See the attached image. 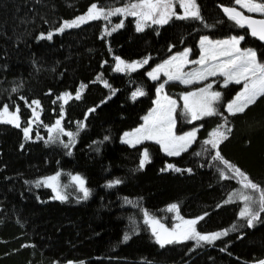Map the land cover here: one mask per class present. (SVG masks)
Listing matches in <instances>:
<instances>
[{
	"label": "trees",
	"instance_id": "obj_1",
	"mask_svg": "<svg viewBox=\"0 0 264 264\" xmlns=\"http://www.w3.org/2000/svg\"><path fill=\"white\" fill-rule=\"evenodd\" d=\"M129 2L0 0V111L7 105L10 112L18 109L20 117L19 128L0 123V264H256L264 260V212L253 227L247 226L239 215L243 203L235 197L229 202L240 183L222 178L226 169L212 158L217 149L204 144L221 125V131L230 128L218 151L264 187V97L243 113L230 115L226 106L243 84L221 87L216 82L214 88L221 93L215 104L217 115L191 123L181 105L177 132L198 128V134L192 147L177 157L164 155L152 143L137 147L121 143L122 135L140 126L154 106L163 83L148 77L154 66L188 48L197 59L202 37L243 36L242 48L255 50L260 59H264V41L252 36L247 26L228 19L223 8L234 7L235 0H197L201 20L173 17L141 32L136 30V17L121 15L58 31L65 22L86 15L92 4L111 10ZM50 32L51 40L39 38ZM117 57L125 63L145 59L150 63L133 73H120L115 71ZM138 90L145 94L133 100ZM187 91L176 83L167 86L168 94L179 100ZM66 93L65 103L60 97ZM33 101H39V107ZM58 119L65 131L76 134L74 143L64 135L49 140L48 128ZM26 127L28 139L22 131ZM145 149L151 161L141 169ZM169 164L181 171L167 169ZM57 173L68 197L63 202L54 199L49 188L36 186ZM77 175L86 181L87 199L72 182ZM117 180L120 183L108 187ZM172 204H177L183 219L198 220L199 233L227 230V235L200 246L188 240L161 247L144 223V214L173 228L175 212L167 211Z\"/></svg>",
	"mask_w": 264,
	"mask_h": 264
},
{
	"label": "snow or ice",
	"instance_id": "obj_2",
	"mask_svg": "<svg viewBox=\"0 0 264 264\" xmlns=\"http://www.w3.org/2000/svg\"><path fill=\"white\" fill-rule=\"evenodd\" d=\"M175 2L179 3L180 8L183 9V15H177L175 11ZM130 0L128 4L123 7H116L114 9L105 11L103 8H98L96 4H92L86 15H82L72 20L71 22H65L59 29V32H63L66 28L79 27L83 23H87L90 20L104 19L108 20L109 17L114 15L121 16H133L137 17L136 30L143 31L145 25L148 22L156 25H164L169 22L170 19L175 17L176 19H197L201 20L199 9L196 4V0ZM235 4L241 9L246 10L249 13H259L264 16V0H235ZM224 13L229 20L234 21L240 27L249 28L251 35L264 41V18L253 19L251 16L244 15L243 12L238 11L234 7H224ZM123 24L116 25L112 28V31H116L117 28L122 27ZM110 35V32L106 33ZM53 34L50 32L47 36L41 34L40 39H52ZM244 39L243 36L232 37L227 40L212 41L208 37H204L200 41L202 55L198 61H193L201 65V68L192 72L184 73V66L189 63L187 60L188 52L185 51L178 57H173L165 64L160 65L148 75L153 79H159V74L163 72L168 77L169 81H179L180 83L190 84L194 82H200L207 80L210 76H221L224 78V86L227 87L229 83L243 84V90L236 96L235 100L227 104L226 111L230 115H236L237 113H243L249 106L256 103L257 99L264 97V63L258 62L256 52L253 49H241L240 42ZM148 60L145 59L142 62L125 63V61L117 57V64L115 71L120 72L125 69L129 71H135L137 67L142 64H147ZM107 87V84L105 85ZM83 87V86H82ZM212 85L209 83L207 86L200 88L198 91L189 92L183 95L184 100V114L191 117V120L202 119L205 116L217 115L216 109L213 104L220 100L221 93L218 91H211ZM15 92L16 89H13ZM163 92V84L157 89L158 99L156 100L157 107L144 117V125L137 128L131 133H125L123 143L129 144L135 147L136 144L142 143L145 140H152L159 144L161 149L168 156H179L182 152L188 150L192 142L195 140L196 132L192 131L185 135L177 136L174 132L176 120L175 110L176 101L168 98L167 96L161 97L159 94ZM145 93L142 90H138L132 94V99L135 100L137 96H143ZM69 98V94H64L60 99L65 100ZM76 99L80 98L78 92ZM163 101V102H162ZM33 103L39 107V101H33ZM95 109H92L94 111ZM19 110L10 112L7 105L3 106L0 111V123L11 124L14 127H20ZM62 114V113H61ZM35 119H39L38 115L33 110ZM225 123L227 121L225 120ZM83 123L79 127L83 128ZM224 125L213 131L210 135L211 138L204 141L205 145H210L211 149H217L215 155L212 157L214 160L219 161L227 172L232 173L229 177L224 171H221L223 179H235L238 178L242 191L233 193L229 197V202L233 200V197L239 196V199L243 201L244 207L240 211V218L247 221L248 227H253L254 222L260 220V214L264 212V187L254 183L249 177L241 171L240 168L234 166L227 160H225L218 151L220 143L228 139V134L231 129L221 131ZM24 136L29 138L30 128H23ZM49 133H56V136L49 137L50 141H55L60 135L68 136L70 142L74 143L75 135L72 132L65 131L61 127V121L58 119L54 127L48 128ZM107 139V137H105ZM63 143V141H60ZM65 148L69 147V144H64ZM209 151V149H205ZM70 154V153H69ZM200 155V153H197ZM149 162V153L145 149L143 151V158L140 160V168L142 169L146 163ZM167 169L179 172L181 169L175 168L172 164L167 166ZM187 171H191L188 169ZM72 182L77 185L80 192L83 193V199H87L90 195L89 190L85 187V181L80 176H72ZM59 173L55 176L47 177L44 180L37 181L36 186L41 185L52 188L55 193L54 199L61 202L67 199V196L60 192L59 185ZM120 183L119 180L110 183L108 187H113L114 184ZM168 212H175L176 218L180 220V223L176 224L173 228H166L159 220L151 217L145 212L144 223L148 225L153 236H155L156 243L161 247L167 244L182 243L188 240L196 242L197 246L203 243H213L221 236L227 235V230L223 232H216L210 235L201 234L196 229L198 220L191 219L185 220L179 216V209L177 204H172L167 209ZM203 219V217H200ZM235 228V226H233ZM125 240L129 239L127 235ZM258 264H264V260L258 262Z\"/></svg>",
	"mask_w": 264,
	"mask_h": 264
},
{
	"label": "rangeland",
	"instance_id": "obj_3",
	"mask_svg": "<svg viewBox=\"0 0 264 264\" xmlns=\"http://www.w3.org/2000/svg\"><path fill=\"white\" fill-rule=\"evenodd\" d=\"M174 2H175V0H174ZM196 4H197V0H196ZM197 7H198V9H199L198 4H197ZM234 8H236L238 11L243 12L244 15L251 16V17L256 16V17H259L260 19H261V18H264V16H261L259 13H249V12H247L246 10L241 9V8H240L238 5H236V4H235ZM179 10H180V11H179ZM105 11H108V10H105ZM175 11H176V14H177V15H183V9L180 8L178 2H175ZM199 13H200V10H199ZM114 16H116V15H114ZM111 17H112V16H111ZM131 17H133V16H131ZM174 18H175V17H174ZM189 19H191V18H189ZM178 20H181V19H178ZM183 20H185V19H183ZM91 21H94V20H90V21H88L87 23H89V22H91ZM83 24H86V23H83ZM83 24H81V25H83ZM136 24H137V17H136V23H135V26H136ZM150 24H151V22H148V23L145 25L144 30H146L147 27H148ZM155 25H156V24H155ZM160 26H162V25H160ZM144 30H143V31H144ZM140 32H141V31H140ZM232 37H236V36H232ZM232 37H228V38H224V39H218V40H227V39H230V38H232ZM202 38H204V37H202ZM202 38H201V39H202ZM208 38H209L210 40H212V41H217V40L212 39V38H210V37H208ZM201 39H200V41H201ZM200 41H199V43H198V49H199L200 54H199V57H198L197 59H193V58H192L193 50L190 49V48H188V49H185L184 51H182V52H180V53L173 54L172 56H170V57H169L168 59H166L165 61L159 63L158 65H156V66H154L152 69H150V70L148 71V73H149V72H152L154 69H156V68L159 67L160 65L165 64L167 61L171 60L173 57H178V56H180V55L183 54L185 51L188 52L187 60L189 61V63H187V64L184 66V68H183V72H184V73H188V72H192V71H195V70L200 69V68H201V65H199V64H197V63H193V61H198V60L200 59L201 55H202V50H201V46H200ZM242 42H243V40L240 42V48H241V49H244V48H242ZM254 51H255V50H254ZM255 52H256V51H255ZM256 56H257V60H258V62L264 63V59H260V58L258 57V55H257V52H256ZM149 63H150V60H148V63H147V64H142V66L137 67V69H136L135 71L146 68V67L149 65ZM129 64H130V63H129ZM135 71H129V70L125 69L124 71H120V73H133V72H135ZM148 73H147V75H148ZM148 77H149L152 81H154V82H159V81L163 80V83H162V84H163V92L160 93L159 95H160L161 97H163V96H167L168 98H170V99L176 101L177 106H176V110H175V113H174L175 120H176V124H175V128H174V132H175V134H176L177 136H181V135H185V134H187V133H189V132H192V131H195V132H196L195 140L192 142L191 146L188 148V150H189V149L192 147V145L195 143L196 139H197L198 128H194V129H192V130H190V131H188V132H186V133H184V134H179V133L177 132V125H178L177 112L179 111L181 105H182V112L184 113V107H183V106H184V100L182 99V97H183V95H185V94H187V93H189V92H195V91H198L200 88H203V87L207 86V85L209 84V83H207V82H209V81H213V82H210L211 85H212L211 91H218V92H220V90H219L218 88H214V87H215L216 82H217L218 84H220L221 87H225V86H224V78L221 77V76H210V77H208L207 80H203V81H200V82H194V83H190V84H184V83H180L179 81H175V80H173V81H169V80H168V77L165 76V75L163 74V72H161V73L159 74V79H157V80H153L149 75H148ZM214 81H215V82H214ZM171 83L179 84V85L185 87L186 89H188V91H187V92H184V94L182 95L181 100H179V99H177V98H174V97H172V96H170V95L168 94V92H167V86H168V84H171ZM231 84H236V83H229L227 86H229V85H231ZM160 85H161V84H160ZM160 85L158 86V88L160 87ZM201 85H204V86L200 87ZM158 88H157V89H158ZM135 92H136V91H135ZM138 97H141V96H137L136 98H138ZM235 98H236V97H235ZM235 98H234L233 100H235ZM157 99H158V93H157L156 99H155V101H154V106H153V108L149 111V113L152 112V110H153L154 108L157 107V105H156V100H157ZM220 100H221V97H220ZM220 100H219V101H220ZM233 100H232V101H233ZM232 101H231V102H232ZM162 102H163V101H162ZM217 102H218V101H217ZM217 102H215V103L213 104V107H214V108H215V104H216ZM231 102H229V103H231ZM229 103H228V104H229ZM226 108H227V106H226ZM225 110H226V109H225ZM226 112H227V111H226ZM149 113H148L146 116H148ZM227 113H228V112H227ZM228 114H229V113H228ZM184 115H185V114H184ZM146 116H145V117H146ZM185 116H186V118L188 119V121L191 122V123H195L196 121L202 120V119L207 118V117H211V116H205V117H203L202 119L191 120V117H190V116H187V115H185ZM214 116H215V115H214ZM142 125H144V118H143V122H142V124H141L140 126H138L137 128H140ZM137 128H135V129H133V130H131V131H127V132H125V133H131V132L135 131ZM125 133H124V134H125ZM124 134L122 135L121 143H123L122 141H123V139H124ZM50 135H52V136H56V133H50ZM61 136H63V135H61ZM210 138H211V137H210ZM146 143H152V144H155V145L159 146L161 152H162L164 155H166L165 152L161 149L160 145L157 144V143H155V142L152 141V140H145V141H143L142 143L136 144L135 147L140 146V145H143V144H146ZM123 144H126V143H123ZM126 145H128L129 147H132V146H130L129 144H126ZM188 150H187V151H188ZM185 152H186V151H185ZM183 153H184V152H182L181 154H183ZM181 154H180V155H181ZM180 155H179V156H180ZM166 156H168V155H166ZM169 157H177V156H169ZM149 161H151V158H150V157H149ZM225 171H226V172H225L226 175H228L229 177L232 176V173L227 172V170H225ZM52 176H55V175H52ZM77 176H80V175H77ZM49 177H51V176H49ZM80 177H81V176H80ZM46 178H47V177H46ZM81 178H82V177H81ZM44 179H45V178H44ZM44 179H43V180H44ZM82 179H83V178H82ZM83 180H84V179H83ZM235 180L238 181V178H235ZM84 181H85V180H84ZM57 183H58V185H59V190H60V192L64 194V191H63V189H62V187H61L60 180H58ZM73 184H74V183H73ZM74 185L77 187L76 184H74ZM85 187L87 188V186H86V181H85ZM47 188H49V189L52 191V188H50V187H47ZM77 190H78V192H80L79 189H78V187H77ZM242 191H246V190L242 189V187H241V185H240L239 192H242ZM52 192H53V191H52ZM239 192H237V194H238ZM53 193H54V192H53ZM80 193H82V192H80ZM82 194H83V193H82ZM54 195H55V193H54ZM66 196H67V195H66ZM67 199H68V197H67ZM67 199H66V200H67ZM234 199H235V200H238V201H240V202L243 203V201L239 199V196H238V195H237ZM243 207H244V203H243ZM173 216H174V217H173V223H172V225L175 226L176 224L180 223V220H178V219L176 218V216H177L176 213H175ZM179 216H180V215H179ZM180 217H181V216H180ZM160 223H161V222H160ZM162 224H163V223H162ZM163 225H164L166 228H169L167 225H165V224H163ZM169 229H171V228H169ZM209 235H210V234H209ZM185 242H186V241H185ZM182 243H183V242H182ZM68 264H85V263H84V262H76V263H68Z\"/></svg>",
	"mask_w": 264,
	"mask_h": 264
},
{
	"label": "crops",
	"instance_id": "obj_4",
	"mask_svg": "<svg viewBox=\"0 0 264 264\" xmlns=\"http://www.w3.org/2000/svg\"><path fill=\"white\" fill-rule=\"evenodd\" d=\"M256 264H258V263H256Z\"/></svg>",
	"mask_w": 264,
	"mask_h": 264
}]
</instances>
